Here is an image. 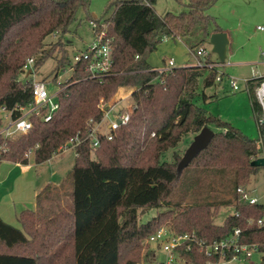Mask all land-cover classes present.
I'll return each mask as SVG.
<instances>
[{
  "label": "trees",
  "instance_id": "1",
  "mask_svg": "<svg viewBox=\"0 0 264 264\" xmlns=\"http://www.w3.org/2000/svg\"><path fill=\"white\" fill-rule=\"evenodd\" d=\"M89 1L0 0V105L11 109L30 103L33 81L18 78L27 72L24 66L29 56L37 70L60 54L53 69L55 77L58 71L73 67L58 83L59 109L52 119H34L28 132L5 140L0 162L26 165L25 154L32 150L35 162L41 164L69 145L70 139L80 140L74 147L71 204L58 211L57 205L44 208L43 203L56 189L46 185L36 194L37 209L19 213L22 229L0 218V264H138L143 253L141 240L166 223L177 233L194 231L208 242L240 228L242 240L264 243V224L257 223L264 219V203H249L237 191L257 173L258 167L250 163L261 157L264 149L195 102L204 69L209 70L203 78L204 87L222 79L216 67L209 66L214 62L207 56L198 58L200 65L173 66L160 73L147 61L164 38H179L194 49L211 32L223 31L214 17L205 13L216 0H188L185 11L162 15L153 7L155 0H110L105 8L109 15L99 18L94 27L98 31L105 25L112 46V67L102 77H90L85 61L73 63L64 48L66 42L47 47L42 43L50 33L69 32L77 10L87 8ZM261 82L264 76L246 81L258 126L264 110L255 96V86ZM120 87L132 88L129 120L111 140L99 136L100 145L92 152L90 125L102 118L101 105L106 108ZM201 95L206 101L208 96ZM205 125H213L217 131L189 165L203 175L234 178V213L216 224L213 218L226 200L215 198L201 204H179L139 223L141 210L170 203L168 197L181 180L183 170L177 171L181 154L174 152L171 161L161 160L162 154ZM183 255L190 264H205L208 259L196 249Z\"/></svg>",
  "mask_w": 264,
  "mask_h": 264
},
{
  "label": "rangeland",
  "instance_id": "2",
  "mask_svg": "<svg viewBox=\"0 0 264 264\" xmlns=\"http://www.w3.org/2000/svg\"><path fill=\"white\" fill-rule=\"evenodd\" d=\"M109 2L110 0H90L87 8L81 7L77 10L69 32L65 34H61L59 31L50 33L43 38L42 43L47 47L56 42L63 44L66 42L64 48L70 57L75 53L82 52L91 45L94 39L90 21L94 18L99 19L103 15L108 16L110 12L105 14V8ZM187 2L188 0H155L153 7L159 15L166 12L177 14L187 9L185 4ZM205 13L214 17L216 23L227 33L229 43L223 63L219 62L217 54L212 52L208 38L200 46L204 48L209 59L214 62L213 65L222 79L215 81L211 86L204 87L203 78L209 74V70L204 69L198 84L200 96L195 102L204 107L209 115L230 123L248 138L256 140L258 145L264 149V123L259 122L258 126L251 108L246 84L248 79L264 76V30L257 29L258 25L264 26V0H216ZM200 47L189 49L179 38H164L157 48L148 54L147 61L155 68L165 66L170 58L174 60L175 67L197 66L196 51ZM56 55L48 59L37 70L30 66L29 69L32 73L27 74V71L19 74L18 78L30 81L43 80L47 93L49 95L56 94L59 91L57 83L65 80L69 73L68 70H60L55 77L56 72H53V69L60 54ZM199 58L204 60L206 57L199 56ZM231 81L237 83L238 89L232 88ZM262 83L264 82L255 86V96L260 105L261 99L257 92ZM131 92V87H120L114 97L107 102V105L114 104L117 109L130 107L133 103ZM202 92L208 96L206 101L202 98ZM262 120H264V114H262ZM208 126L217 131L213 125ZM193 137L192 134L186 135L175 148H169L164 152L161 160L171 161L174 152L181 154L182 157ZM25 156L28 158V166L15 165L9 160L0 162V213H4L5 217L11 214L9 219L13 221L15 217L13 212L18 208L19 200L22 198L31 199L35 185L38 187L42 184H48L52 191L56 188V192L61 193L62 202L67 204L66 206L70 205L73 187L71 171L75 161L74 149H65L64 147L62 151L41 164L35 162L32 150H28ZM261 157H264V153ZM245 187L259 202L264 203V167H258L257 173L250 177ZM10 189H13V193H17L18 196L14 198V202H5L6 199L1 200L2 194ZM21 192H24L22 196H20ZM235 197L234 178L224 174L203 175L199 171H195L192 165H189L183 169L177 188L169 195L170 203L157 208H148L145 211L143 209L139 212L138 219L139 223H145L158 213L176 209L179 204H201L221 198L226 201L219 204L220 207L217 209L213 221L216 224H222L229 214L234 213ZM14 205H16L15 208ZM144 242L145 237L141 240L143 256L139 264H154L152 253L156 254V261L164 260V253L161 249H158L155 244H151L146 250ZM125 252L127 251L125 250ZM260 257L255 254L248 259L232 261L230 264H261Z\"/></svg>",
  "mask_w": 264,
  "mask_h": 264
},
{
  "label": "built area",
  "instance_id": "3",
  "mask_svg": "<svg viewBox=\"0 0 264 264\" xmlns=\"http://www.w3.org/2000/svg\"><path fill=\"white\" fill-rule=\"evenodd\" d=\"M97 20L98 19L94 18L90 21L94 34L91 45L86 47L82 52L75 53L71 57L73 63L77 61L86 62L85 70L89 73L90 77H102L107 74L112 67L111 41L103 23L98 31L94 30ZM257 29L264 30V26L258 25ZM196 56L198 60L196 64L200 65L199 56L207 57V53L204 48L200 47V49L196 51ZM33 62V57L28 58L24 70L28 71L30 66H33ZM212 65L213 64L209 66ZM173 66H175V62L170 58L165 66L157 69L160 73H163ZM64 70H68V75H70L73 71L72 64L61 71ZM231 86L233 89H238V85L235 81H231ZM262 88H264V83H262L261 87L258 89V96L259 90ZM57 93L49 95L43 80L33 81L32 99L27 106H15L8 109L4 105H0V153L4 150V141L14 139L28 132L33 127L34 119L42 121H49L52 119L54 113L59 109ZM261 105L262 108H264V101H262V99ZM130 107L117 109L114 104H108L105 108L104 104H102V118L98 122H92V119H89V122H92L88 130V137L93 140L92 152L100 145L99 136L111 140L114 136V132L119 126L128 122ZM110 115H112V117H110ZM262 123H264V120L261 121V124ZM152 135H154V133H152ZM79 143L80 140L78 137L72 138L68 142L69 145H65L64 147L65 149H74ZM237 191L241 194L243 200L249 203L258 202L257 198L251 195L246 187L241 186ZM257 223L259 225L264 224V219H258ZM241 232L240 228H235L228 237L208 242L201 239L194 231L177 233L170 226L164 225L147 236L144 243L146 250L149 249L151 244H155V246L164 253L163 261H156V254L152 253L151 256L154 260V264H190L185 259L183 252L193 249L202 252L208 258L205 264H230L232 261H243L255 254L261 256L260 260L262 262V256H264V243L246 242L242 240ZM214 256L217 257L216 260H213Z\"/></svg>",
  "mask_w": 264,
  "mask_h": 264
},
{
  "label": "water",
  "instance_id": "4",
  "mask_svg": "<svg viewBox=\"0 0 264 264\" xmlns=\"http://www.w3.org/2000/svg\"><path fill=\"white\" fill-rule=\"evenodd\" d=\"M209 43L212 46V52L217 54L218 61L223 63L226 58V49L229 43L227 33L225 31H214L209 35ZM29 69L27 74H30ZM215 131L212 130L208 125L202 127V129L193 137L189 146L184 151L180 161L177 164V171L181 172L185 167L189 165L191 160L203 149H205L211 139L214 137ZM251 166L264 167V157H257L251 161ZM264 264V261L261 262Z\"/></svg>",
  "mask_w": 264,
  "mask_h": 264
},
{
  "label": "crops",
  "instance_id": "5",
  "mask_svg": "<svg viewBox=\"0 0 264 264\" xmlns=\"http://www.w3.org/2000/svg\"><path fill=\"white\" fill-rule=\"evenodd\" d=\"M122 89V88H121ZM128 94V93H127ZM126 94V95H127ZM15 165H21V166H28V164L26 165H23V164H20V163H17V162H14ZM62 184V183H61ZM60 184V186H61ZM46 185V184H45ZM44 184L42 185H39L37 187V185H35L34 189L32 190V198L31 199H20L19 200V203H18V208L17 209H14V220L11 221V214L7 215V217H5L6 215H4V213H0V218L3 219L4 221L6 220L7 223L9 222L10 224H12L13 226L15 227H18V228H21L22 229V224L18 221V215L21 211L25 210V209H30V210H36L37 209V203H36V194L44 188L45 186ZM48 185V184H47ZM62 190V188H60ZM57 189H55V193L52 194V195H55V196H51L52 198H50L49 200H46L44 203H43V206L44 208H49L50 206L52 207L53 205H57L55 207V210L58 211L60 210L62 207L66 206L64 204V202H62V196H61V193L59 192H56ZM24 194V192H21L20 193V196H22ZM17 193L14 194L13 193V189L11 190H7L5 191L3 194H2V197H1V200H4L6 199L5 202H14V198H17ZM52 201H55V202H52ZM16 205H14V208H15ZM6 212V211H4ZM10 216V217H9ZM7 218V219H6ZM5 221V222H6ZM13 222V223H12Z\"/></svg>",
  "mask_w": 264,
  "mask_h": 264
},
{
  "label": "bare ground",
  "instance_id": "6",
  "mask_svg": "<svg viewBox=\"0 0 264 264\" xmlns=\"http://www.w3.org/2000/svg\"><path fill=\"white\" fill-rule=\"evenodd\" d=\"M259 97L262 99L264 98V88L259 90Z\"/></svg>",
  "mask_w": 264,
  "mask_h": 264
}]
</instances>
